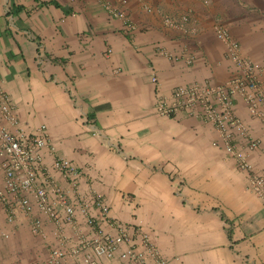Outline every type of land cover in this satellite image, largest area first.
<instances>
[{
    "label": "crops",
    "instance_id": "1",
    "mask_svg": "<svg viewBox=\"0 0 264 264\" xmlns=\"http://www.w3.org/2000/svg\"><path fill=\"white\" fill-rule=\"evenodd\" d=\"M127 14L132 32L102 0H0L2 87L24 124L47 127L55 153L47 151L46 165L56 156L74 161L86 174L83 192L101 194L112 218L142 226L164 257L264 260V205L247 190L248 174L212 146L210 125L183 113L158 116L151 83L155 74L169 97L180 85L231 76L217 23L264 64V0H129ZM235 109L249 120L243 102ZM253 133L261 146L249 163L264 174V133L254 123ZM0 231L10 233L0 236V264L46 262L48 246L25 216L8 225L0 206ZM46 232L48 243L57 241L52 223Z\"/></svg>",
    "mask_w": 264,
    "mask_h": 264
},
{
    "label": "built area",
    "instance_id": "2",
    "mask_svg": "<svg viewBox=\"0 0 264 264\" xmlns=\"http://www.w3.org/2000/svg\"><path fill=\"white\" fill-rule=\"evenodd\" d=\"M116 1L102 0L104 11L111 18L126 21L134 31L136 27L127 14L129 0ZM164 22L171 28L179 26L172 18L166 17ZM214 34L233 66L231 76L222 82L204 79L180 85L166 97L154 74V109L163 118L183 113L210 125L217 133L212 146L248 174L247 190L264 204V174L249 163L250 153L261 146V139L253 133V123L264 133V64L246 57L241 43L222 24H215ZM160 53L171 59L167 52ZM194 62V56L187 57L188 66ZM238 101L245 104L249 120L237 113ZM48 150L55 153L47 127L24 124L0 83V206L8 225H14L21 215L29 220L33 234L48 246L46 264H175L174 259L161 254L142 226L112 218L101 194L83 192L86 174L74 161L56 156L49 168ZM54 173L70 190L59 184ZM46 222L55 228L54 243L47 242ZM1 236L8 239L10 233L3 231Z\"/></svg>",
    "mask_w": 264,
    "mask_h": 264
},
{
    "label": "rangeland",
    "instance_id": "3",
    "mask_svg": "<svg viewBox=\"0 0 264 264\" xmlns=\"http://www.w3.org/2000/svg\"><path fill=\"white\" fill-rule=\"evenodd\" d=\"M2 232L3 231H0V236L2 235ZM0 251H1V247H0ZM262 254L264 255V253ZM242 262H244V264H264V260L260 256L252 257L250 255H247L246 257H244L242 259ZM43 264H46V263H43Z\"/></svg>",
    "mask_w": 264,
    "mask_h": 264
},
{
    "label": "trees",
    "instance_id": "4",
    "mask_svg": "<svg viewBox=\"0 0 264 264\" xmlns=\"http://www.w3.org/2000/svg\"><path fill=\"white\" fill-rule=\"evenodd\" d=\"M56 6H58V4H55ZM264 205V204H263Z\"/></svg>",
    "mask_w": 264,
    "mask_h": 264
},
{
    "label": "clouds",
    "instance_id": "5",
    "mask_svg": "<svg viewBox=\"0 0 264 264\" xmlns=\"http://www.w3.org/2000/svg\"><path fill=\"white\" fill-rule=\"evenodd\" d=\"M231 33V32H230ZM234 37V36H233ZM235 38V37H234ZM236 39V38H235Z\"/></svg>",
    "mask_w": 264,
    "mask_h": 264
}]
</instances>
